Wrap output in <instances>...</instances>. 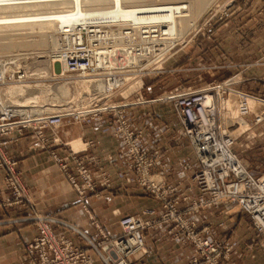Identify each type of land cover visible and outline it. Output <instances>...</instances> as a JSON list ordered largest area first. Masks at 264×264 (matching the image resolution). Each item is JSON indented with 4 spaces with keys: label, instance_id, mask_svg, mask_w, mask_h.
Listing matches in <instances>:
<instances>
[{
    "label": "built area",
    "instance_id": "built-area-1",
    "mask_svg": "<svg viewBox=\"0 0 264 264\" xmlns=\"http://www.w3.org/2000/svg\"><path fill=\"white\" fill-rule=\"evenodd\" d=\"M149 8L167 15L178 12L170 6ZM150 13L143 12L145 16ZM171 37L167 22L158 19L123 25L89 20L66 26L59 32L60 46L48 57V61L57 66L52 79L54 82L83 79L89 91L75 101L65 99L52 112L43 106L35 111L16 109L4 103L0 94V207L20 205L28 208L25 215L12 219L16 223H30L35 230V234L22 243L25 264H132L144 250L143 231L157 223H169L173 238L189 243L193 255L188 264H226L230 246L211 240L206 225L197 226L186 218L211 206L226 215L245 214L253 232L264 234V169L257 175L250 173L231 151L238 137L231 130L237 124L247 117L249 127L264 121L262 97L236 91L237 116L229 118L226 125L218 120L217 103L222 100L224 90L217 93L218 84L208 83L198 88L177 85L162 94L160 100L171 104L179 123L175 140L186 139L198 162V168L187 178L181 191L178 184L164 183L151 172L159 155L139 148L140 130L130 128L123 115L132 102L124 103L130 94L123 97L120 88L157 71L156 66L172 55L177 46L170 42L172 45L164 49L162 41ZM22 75L12 73L5 81L19 80ZM115 96L121 100H114ZM102 115L109 117L113 136L123 143L136 185L159 202L162 212L152 219L122 214L117 219L119 232L112 236L105 234L87 213L99 235L94 240L66 220L31 209L29 194L15 167L16 161L4 151V146L13 132L29 129L40 147H48L43 129L54 130L65 120L78 123L85 117ZM53 142L56 143V138ZM56 145L65 147V152L58 155L49 150L50 157L80 200L87 193L110 185L108 174L93 156L81 155L66 143ZM89 164L96 168L91 169ZM192 189L199 194L189 198ZM181 202L184 204L180 206ZM67 231L74 233L76 240L69 239L65 235Z\"/></svg>",
    "mask_w": 264,
    "mask_h": 264
},
{
    "label": "crops",
    "instance_id": "crops-1",
    "mask_svg": "<svg viewBox=\"0 0 264 264\" xmlns=\"http://www.w3.org/2000/svg\"><path fill=\"white\" fill-rule=\"evenodd\" d=\"M223 26L226 36L230 29L231 32L254 33L249 39L240 38L234 42L237 60L247 59L252 61V66L231 73L233 77L238 76L234 83L238 90L264 99V0H244L240 7L228 11ZM228 44L225 40L224 47ZM246 52L249 53L247 57ZM158 82L160 80H145L138 97L124 109L123 115L130 128L140 130L139 148L159 155L151 172L164 183L178 184L181 191L187 178L198 168V162L186 139L175 140L179 123L171 104L156 97ZM246 126L242 121L241 127ZM254 131H258L254 141H261L260 151L264 150V121ZM43 134L48 147H40L29 129L13 132L4 146V151L16 161L15 167L29 194L31 209L66 220L94 240L99 235L87 213L109 236L119 232L117 219L122 214L143 219L157 218L161 214L159 202L136 185L123 143L113 136V125L108 116L85 117L78 123L65 120L54 130L43 129ZM54 138L56 143H66L81 155L93 156L108 174L110 185L87 193L80 200L50 157L49 150L58 155L65 152V147L53 142ZM89 167L95 169L96 165L89 164ZM68 169L71 171L70 165ZM198 194L192 189L189 198ZM183 204L179 203L180 206ZM27 212L28 208L20 205L0 207V264L26 263L22 243L33 236L35 230L30 223H16L12 219ZM186 218L197 226L206 225L211 240L230 246L226 264H264V234L253 232L245 214L226 215L211 206ZM65 235L73 241L77 238L69 231ZM143 243L142 254L132 264H188L193 255L188 242L173 238L169 223H157L145 229Z\"/></svg>",
    "mask_w": 264,
    "mask_h": 264
},
{
    "label": "rangeland",
    "instance_id": "rangeland-1",
    "mask_svg": "<svg viewBox=\"0 0 264 264\" xmlns=\"http://www.w3.org/2000/svg\"><path fill=\"white\" fill-rule=\"evenodd\" d=\"M243 1L132 0L129 7L127 5L123 7L122 14L125 15V19L133 17L132 9L137 7L156 4L185 7V11L180 13L178 17L164 16L169 20L170 30L175 34L177 40L174 43L177 45L174 53L156 66L157 71L148 73L141 81L136 80L120 90L123 97L130 94L124 99V103L133 102L144 87V81L148 79L160 80L156 84L159 86L156 90V97L159 99L163 93L177 85L198 88L208 83L218 84L215 88L217 93L224 89L222 100L217 103L218 120L221 124L227 125L229 118L237 116L236 91L242 92L234 86L238 76L233 77V73L237 69L252 66V61L245 59L241 62L237 60L234 42L235 39H249L254 33L250 31L237 33L231 32L230 29V31L228 30L230 33H227L226 36V30L223 26L228 11L232 12L236 7H240ZM34 8H29L28 12L44 10L40 7ZM4 12L5 14L9 13V11ZM54 28L47 24L33 22H23L14 26L0 25V71H2L3 76L13 70V73H23L22 80H24L22 81L23 84L18 83L20 82L18 80H14L18 81V84H15L16 82L5 83L7 85L4 88L6 92L4 96L8 97L7 100L10 103L21 104L27 99L37 97L41 106L49 108L48 112H52L56 110L55 106L63 104L65 99L75 101L78 98L73 94L68 95L63 87L60 89L61 83H66L67 80L54 82L52 79L57 72V66L50 63L48 57L52 50L58 49V43H60L54 33ZM225 40L229 43L226 47H224ZM247 51L252 50L248 48ZM248 54L246 52L244 55L247 57ZM238 63L240 65H237ZM228 64L229 66L226 67ZM19 80H21L20 77ZM2 89L1 91L4 92ZM114 100H121V98L115 96ZM249 101L252 103L251 98H248ZM245 122L246 127L242 128L241 122L231 130L233 135L238 136L234 145L231 146V151L236 154L240 163L250 170V173L257 175L264 169V150L260 151L263 144L261 141L258 143L254 141L258 131H254L256 127H249V117L245 119ZM71 148L75 149L72 146Z\"/></svg>",
    "mask_w": 264,
    "mask_h": 264
},
{
    "label": "bare ground",
    "instance_id": "bare-ground-1",
    "mask_svg": "<svg viewBox=\"0 0 264 264\" xmlns=\"http://www.w3.org/2000/svg\"><path fill=\"white\" fill-rule=\"evenodd\" d=\"M130 3H132V0H0V25L5 24L7 26H14L23 22L42 23L44 25L47 24L52 27H55L54 33L58 37V41H59V32L62 30V28L66 26L69 27L77 24H83L88 22L89 20L92 22L123 25L126 22L127 23L132 22L137 24L144 21L145 19H149V20L158 19L167 22L168 30L172 35L171 38L162 41L164 49L166 50L167 47H170L172 44L177 42L175 34L170 30L169 20L166 17H164L167 14L153 12L155 9L149 7L157 6V5L170 6L171 8L174 7V9H178L177 14L172 13L168 15H173L176 17H178L180 13H183L185 11V7L182 6L181 9L180 6H175L171 4H156L150 6L137 7L132 9L133 17L125 19V15L122 14L123 13L122 8L125 7L126 5L127 7H129ZM32 7L35 8L40 7L44 10L39 12L29 13L28 12L30 10L29 8ZM4 11H9V13L5 14ZM144 11H151V13L148 16H145L143 14ZM190 26H192L191 23ZM170 42H172V44H170ZM58 45L60 46L59 43ZM55 50L57 49H54L51 52L54 53ZM49 57H51V55H49ZM13 71L7 72L5 76H3L2 71H0V81H2L0 82V91L2 88H3L2 90L4 91V88L7 85L5 83L12 84L16 82L15 84L18 83L23 84L22 81L24 80L21 79L22 76L20 77L21 80H18L20 82L12 81L11 79L10 81H5V78L8 77L7 75L10 76L13 73ZM55 75L56 74H54V76ZM126 86H123L122 88H120V90H122ZM61 87H63V89L66 91L68 95L73 94L80 98L82 97V94L86 93V91H89L88 90L89 86L88 84H86L85 80L83 79L77 81H68L63 84L61 83L60 89ZM0 94H1V100L4 101V103L16 107V109L35 111L39 109V107L41 106L40 100L37 97L27 99L25 102L21 104H12L7 100L8 97L4 96L6 95L5 91L4 92L1 91ZM60 105L61 104H59V106ZM45 109L48 111L49 108H45Z\"/></svg>",
    "mask_w": 264,
    "mask_h": 264
}]
</instances>
